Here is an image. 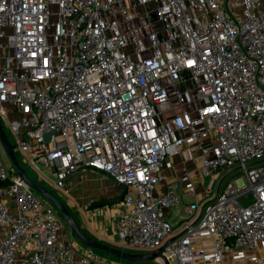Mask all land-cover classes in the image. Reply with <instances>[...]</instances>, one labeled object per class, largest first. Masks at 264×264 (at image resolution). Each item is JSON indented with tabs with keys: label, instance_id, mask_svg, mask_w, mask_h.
I'll use <instances>...</instances> for the list:
<instances>
[{
	"label": "built area",
	"instance_id": "2783aa9c",
	"mask_svg": "<svg viewBox=\"0 0 264 264\" xmlns=\"http://www.w3.org/2000/svg\"><path fill=\"white\" fill-rule=\"evenodd\" d=\"M131 2L160 26L137 32ZM1 120L54 189L83 168L122 186L119 249L264 264V0H0ZM171 149L207 185L183 166L157 191ZM182 194L192 198L174 226L166 213ZM63 229L0 158V264H129L75 247Z\"/></svg>",
	"mask_w": 264,
	"mask_h": 264
},
{
	"label": "crops",
	"instance_id": "0c3cea01",
	"mask_svg": "<svg viewBox=\"0 0 264 264\" xmlns=\"http://www.w3.org/2000/svg\"><path fill=\"white\" fill-rule=\"evenodd\" d=\"M38 152V149L33 147L31 149V155H34ZM166 160H169L171 165L166 163L163 165L161 173L165 177L156 187V190L159 192H165L167 189V183L170 182L174 177L182 173V167L185 166L186 170L189 172L190 177L193 181L198 183V172L196 165L193 163H182L178 153H175L171 149L168 153ZM39 179V178H38ZM37 179V180H38ZM69 185L66 189L72 191L75 197L74 204L77 205L76 209L73 212H76L78 207L82 209L79 215L80 224L78 223L81 230L97 239L98 241L110 245L112 247L119 248L118 246V237L116 235V224H115V215L122 210V186L115 183L110 177L106 174L97 171L92 168H83L75 172L65 181ZM200 189V187H197ZM118 196H121V200L113 202L104 203L100 208H91L89 210V205L100 199H113ZM200 197V194H198ZM192 197L188 195H181V200L178 204L173 205L166 213V218L174 225L177 226L183 219L186 211L187 204L191 201ZM72 210V209H71ZM81 225V226H80ZM71 231V230H70ZM72 232V231H71ZM63 229V233L71 244L75 247H83L84 245L78 239L75 240L72 237V233ZM0 230V237H1ZM79 241V242H78ZM117 244L116 245H114ZM94 249V248H93ZM101 257L100 255L96 254ZM21 256H19L20 258ZM105 258V257H101ZM106 259V258H105ZM112 259V258H111ZM156 264H159L157 261H153ZM15 264H23L18 260Z\"/></svg>",
	"mask_w": 264,
	"mask_h": 264
},
{
	"label": "rangeland",
	"instance_id": "374dc122",
	"mask_svg": "<svg viewBox=\"0 0 264 264\" xmlns=\"http://www.w3.org/2000/svg\"><path fill=\"white\" fill-rule=\"evenodd\" d=\"M130 4L132 6L130 14L132 16H135L134 19H133V25L136 26L137 32H140L141 35H145L151 30V28H150V26L148 24L149 20L152 22V25L154 27H159L160 26V24L156 21V18H155V15H154L153 11H150L149 15L147 16V12L145 14V6H138L137 4H134V2H131ZM147 7L150 8L149 4L147 5ZM137 14H138V18L136 17ZM114 17H115V19H117L119 21L122 18V16L119 15V14H116ZM121 26L124 27L123 25H121ZM145 42H147L146 39H145ZM184 85L185 86H189V87L192 88V84H191L190 81L184 82ZM192 92H194V88H192ZM4 107L7 109V111L10 113L11 116H14V111H13V109H12L10 104L4 103ZM169 113L170 112H168L167 114H169ZM1 124H2L3 130H4V132H5L6 136H7L10 144L14 145L15 144V139H14V137L12 135L11 130L9 129V127L7 126V124L3 120H1ZM13 151H14V154L16 156V159H17L19 165L25 170V172L27 173L28 176H30L31 178L36 179V180L40 177L41 179H38V181L42 185H44V187H46L47 189L52 190V192L58 198H60L61 201L66 206L71 208L73 211L76 209L77 205L74 204L75 197H74L72 191H68V189H66L67 186H69L67 183L65 185V189L66 190H64L63 188L61 189L62 191L59 190V189H54L53 188V182H54L55 178H54V176L52 174V171L47 170V167H46V165L43 162L35 161L34 165H31L29 162L25 163V162H23V158L25 156L24 153H22L16 146H14ZM0 158H1V161H2V163L4 165V167L7 170H10L11 162H10V160H9V158H8V156H7V154H6V152H5V150H4V148H3L1 143H0ZM228 179H229V177L221 182L220 188L223 186V184ZM208 181H209L208 177L202 178L200 181L198 180V186L200 188H203L205 185H207ZM236 183H237L238 186H242L244 184L243 178L238 175L236 177ZM64 191H65V193H64ZM35 194L38 195L37 192H35ZM212 196H213V194L211 193V195L209 197H206L205 199H208V198L210 199V198H212ZM241 199L245 200V202L248 203V202H250L252 200V196L249 194V195H246V196L242 197ZM89 210H92V209H89ZM81 211H82V209H80L78 207L77 211L74 212V216H75V218L77 220V223H79V224H80V219H79V215L78 214H80ZM63 221H64V219H63ZM64 230H65V232H67V231L71 232L65 221H64ZM72 237L75 240H77V238L74 236L73 233H72ZM114 245L117 246V244H115V243H114ZM126 250H129V251L134 252V253H146V252L152 251L153 249L152 248H141V247L133 248L132 247V248H126ZM93 252L95 254L100 255L101 257H105L106 259H109V260H111V258L114 259V257H112L113 255H111L109 253H106V252H104V251H102L100 249L94 248ZM124 261H126V260H124ZM126 262H128L129 264H156L153 261H140V262H135V263L129 262V261H126Z\"/></svg>",
	"mask_w": 264,
	"mask_h": 264
},
{
	"label": "water",
	"instance_id": "95a60500",
	"mask_svg": "<svg viewBox=\"0 0 264 264\" xmlns=\"http://www.w3.org/2000/svg\"><path fill=\"white\" fill-rule=\"evenodd\" d=\"M0 143L2 144L10 162L14 169V171L40 196L53 205L56 210L60 213L61 217L66 222L68 228L73 232L74 236L81 241L84 245L89 246L91 248L100 249L106 253L114 255L118 259L126 260L129 262H140V261H155L157 257H161L163 260V264H169L168 260L162 253V247H159L155 251H149L146 253H133L127 252L122 249L112 247L110 245L104 244L97 239L85 234L79 225L77 224L74 216L68 210L66 205L56 197L50 189H47L42 185L38 180L31 178L27 175L25 170L19 165L16 156L13 151V145L10 144L4 130L2 124L0 122ZM112 200L113 202H117L121 200V196H118L113 199H100L97 201L92 202L89 205V209L96 208L99 206L104 205V203L109 202Z\"/></svg>",
	"mask_w": 264,
	"mask_h": 264
},
{
	"label": "trees",
	"instance_id": "16d2710c",
	"mask_svg": "<svg viewBox=\"0 0 264 264\" xmlns=\"http://www.w3.org/2000/svg\"><path fill=\"white\" fill-rule=\"evenodd\" d=\"M51 192H52V190H51ZM53 193V192H52ZM54 194V193H53ZM55 195V194H54ZM56 196V195H55ZM57 197V196H56ZM67 208H68V210L71 212V214L74 216V212H73V210H71V208H69L68 206H66ZM74 218H75V216H74ZM75 220H76V218H75ZM76 222H77V220H76ZM78 224V223H77ZM93 249V248H92ZM112 257H114V259H117L114 255L112 256ZM133 263H135V262H133Z\"/></svg>",
	"mask_w": 264,
	"mask_h": 264
},
{
	"label": "flooded vegetation",
	"instance_id": "af4514ba",
	"mask_svg": "<svg viewBox=\"0 0 264 264\" xmlns=\"http://www.w3.org/2000/svg\"><path fill=\"white\" fill-rule=\"evenodd\" d=\"M60 199V198H59ZM61 200V199H60Z\"/></svg>",
	"mask_w": 264,
	"mask_h": 264
},
{
	"label": "bare ground",
	"instance_id": "6f19581e",
	"mask_svg": "<svg viewBox=\"0 0 264 264\" xmlns=\"http://www.w3.org/2000/svg\"><path fill=\"white\" fill-rule=\"evenodd\" d=\"M40 195V194H39Z\"/></svg>",
	"mask_w": 264,
	"mask_h": 264
}]
</instances>
